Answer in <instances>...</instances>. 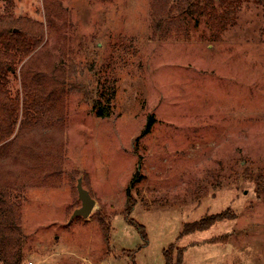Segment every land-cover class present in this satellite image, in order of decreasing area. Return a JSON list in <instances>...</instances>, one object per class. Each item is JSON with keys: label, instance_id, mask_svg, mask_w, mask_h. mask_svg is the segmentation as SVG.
<instances>
[{"label": "rangeland", "instance_id": "374dc122", "mask_svg": "<svg viewBox=\"0 0 264 264\" xmlns=\"http://www.w3.org/2000/svg\"><path fill=\"white\" fill-rule=\"evenodd\" d=\"M152 1L0 0V15L43 26L33 70L63 67L102 106L115 86L103 117L81 92L66 93L59 171L49 160L60 145L35 150V164L0 163L22 264H165L170 246L173 263L181 251L180 264H264V0H241L217 43L203 26L156 30ZM21 61L7 80L12 99ZM79 180L95 202L86 219L72 218ZM224 212L230 220L180 236Z\"/></svg>", "mask_w": 264, "mask_h": 264}, {"label": "trees", "instance_id": "16d2710c", "mask_svg": "<svg viewBox=\"0 0 264 264\" xmlns=\"http://www.w3.org/2000/svg\"><path fill=\"white\" fill-rule=\"evenodd\" d=\"M155 4L161 6L158 13L160 17L155 18L154 22L156 30L185 36L188 27L199 29L203 26L202 37L212 43L219 42L223 34L235 27L237 15L243 7L241 0H153L152 6ZM52 6L53 17L60 18V5L53 3ZM45 9L47 30L50 31L54 19L48 14V6L45 5ZM14 29H19V33H14ZM43 41L44 29L41 24L25 18L12 20L9 15H0V163L13 160L15 164L17 161L35 164V150L37 156L46 148L60 145L56 157L49 160L55 163L50 169L54 173L59 171L61 159L62 140L58 136L62 134V104L66 93L72 90L81 92L96 110L97 116L103 117L109 114L115 86L112 84L109 87L105 100L107 106H102L97 98L92 97V93L89 95L86 88L74 84L71 73L63 67L54 69L46 65L39 69L35 66L33 70L30 64L34 58L35 64L37 61L34 51L42 46ZM18 55L22 57L20 63L25 59L26 62L19 73L21 96L12 99L8 96L7 80L15 74L13 65ZM93 93L98 95L100 91L96 88ZM150 125L148 123L147 130ZM56 128L59 131H54ZM3 186L5 188L8 183L0 185V188ZM17 216V208L5 198H0V264H22V240ZM230 219L228 212L207 216L198 222L186 224L180 236L207 231L213 225ZM100 225L103 226V223ZM139 229L142 231V228ZM171 250L173 246L163 252L165 264H180L182 252L178 251L177 262L173 263Z\"/></svg>", "mask_w": 264, "mask_h": 264}, {"label": "water", "instance_id": "95a60500", "mask_svg": "<svg viewBox=\"0 0 264 264\" xmlns=\"http://www.w3.org/2000/svg\"><path fill=\"white\" fill-rule=\"evenodd\" d=\"M76 190L81 207L73 212L72 218L81 217L86 219L90 216L95 202L91 199L88 192L82 188L80 180L77 182Z\"/></svg>", "mask_w": 264, "mask_h": 264}, {"label": "built area", "instance_id": "2783aa9c", "mask_svg": "<svg viewBox=\"0 0 264 264\" xmlns=\"http://www.w3.org/2000/svg\"><path fill=\"white\" fill-rule=\"evenodd\" d=\"M28 264H33V263H28Z\"/></svg>", "mask_w": 264, "mask_h": 264}]
</instances>
